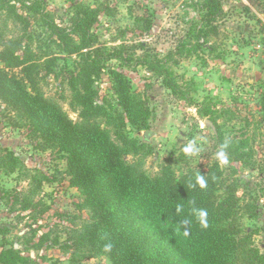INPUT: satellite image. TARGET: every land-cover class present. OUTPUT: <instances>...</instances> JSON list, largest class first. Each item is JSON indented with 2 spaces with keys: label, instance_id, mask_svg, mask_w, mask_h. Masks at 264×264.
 I'll return each instance as SVG.
<instances>
[{
  "label": "rangeland",
  "instance_id": "1",
  "mask_svg": "<svg viewBox=\"0 0 264 264\" xmlns=\"http://www.w3.org/2000/svg\"><path fill=\"white\" fill-rule=\"evenodd\" d=\"M20 1L13 2L24 20L3 11L0 32L20 43L22 55L29 43L25 56L38 64L43 94L73 121L80 120L71 86L78 57L58 45L48 21L68 27L77 5L98 6L103 11L91 26L96 45L109 51L125 47V53L147 59L178 51L169 64L182 89L177 95L142 65L108 62L149 111L147 128L127 126L129 136L146 146L124 158L149 176L163 166L179 176L218 165L217 194L236 199L239 235L264 253V118L256 104L264 85V0H219L222 13L212 23L202 19L204 0H25L27 6ZM95 85L97 105L118 106L106 68ZM19 116L16 107L0 101V152L12 151L24 165L12 172L0 166V251L14 248L29 259L26 264H112L83 241L91 214L69 182L66 160ZM98 121L113 131L108 117ZM190 140L202 146L199 155L183 153ZM225 142L229 163L220 165L215 153Z\"/></svg>",
  "mask_w": 264,
  "mask_h": 264
},
{
  "label": "trees",
  "instance_id": "2",
  "mask_svg": "<svg viewBox=\"0 0 264 264\" xmlns=\"http://www.w3.org/2000/svg\"><path fill=\"white\" fill-rule=\"evenodd\" d=\"M13 1L0 0V13L5 11L9 17L24 20ZM20 2L24 6L28 4L25 0ZM203 7L202 19L208 23L222 13L219 0H204ZM75 8L68 27L52 21L47 24L65 53L78 57L71 86L74 101L80 108V120L70 119L43 94L38 64L25 56L29 43L22 55L20 43L6 38L2 32L0 101L16 107L23 126L35 134L39 132L66 160L69 182L82 193L83 205L91 214V221L82 233L91 252L109 256L112 264H252L264 260V253L252 249L237 231L236 199L231 195L221 198L216 192L218 165L179 176L170 166H163L149 176L140 164L129 163L124 158L146 146L145 142L140 144L129 136L127 126L136 130L147 128L149 111L132 91L122 71L108 62L116 60L118 65L129 68L142 65L160 75L164 86L177 95L182 89L169 64L175 61L178 51L151 59L127 54L125 47L109 51L103 45H96L97 38L91 31L103 9L88 5ZM104 68L118 105H110V110L95 103V84ZM189 101L196 107L192 99ZM256 104L264 118V85ZM103 116L112 122V132L98 121ZM0 166L8 172L24 169L10 150L0 152ZM198 173L205 175L204 189L195 185ZM177 205L183 206L179 214L175 211ZM27 206L23 204L21 208ZM192 208L207 210V229L200 227ZM185 230L188 235L184 234ZM0 233H4L1 228ZM74 233L76 237L79 234L78 230ZM109 240L113 248L105 253L103 245ZM44 241L39 240V244ZM80 243L78 238L72 246L76 249ZM28 260L14 248L0 251V264H26Z\"/></svg>",
  "mask_w": 264,
  "mask_h": 264
},
{
  "label": "clouds",
  "instance_id": "3",
  "mask_svg": "<svg viewBox=\"0 0 264 264\" xmlns=\"http://www.w3.org/2000/svg\"><path fill=\"white\" fill-rule=\"evenodd\" d=\"M228 148L227 142L221 144L219 146V150L215 153V158L218 160L220 165H227L229 163V158L226 153V149ZM202 146L197 143L196 140H190L183 148L182 151L187 156H197L202 152ZM195 185H198L199 188L204 189L207 187V181L205 179V175L197 174L195 178ZM176 213L179 214L183 211L182 205H177L175 209ZM192 214L196 217L200 227L202 229H207L209 227L208 221V212L206 209L202 208H192ZM185 235H188L187 230L184 232ZM113 248V243L109 240L103 245V251L105 253H110Z\"/></svg>",
  "mask_w": 264,
  "mask_h": 264
},
{
  "label": "water",
  "instance_id": "4",
  "mask_svg": "<svg viewBox=\"0 0 264 264\" xmlns=\"http://www.w3.org/2000/svg\"><path fill=\"white\" fill-rule=\"evenodd\" d=\"M143 135L146 137V136L148 135V131L145 130V131L143 132Z\"/></svg>",
  "mask_w": 264,
  "mask_h": 264
},
{
  "label": "flooded vegetation",
  "instance_id": "5",
  "mask_svg": "<svg viewBox=\"0 0 264 264\" xmlns=\"http://www.w3.org/2000/svg\"><path fill=\"white\" fill-rule=\"evenodd\" d=\"M148 136V135H147Z\"/></svg>",
  "mask_w": 264,
  "mask_h": 264
}]
</instances>
